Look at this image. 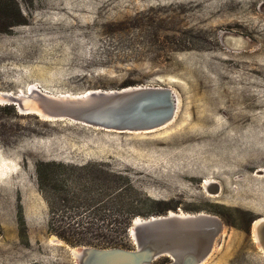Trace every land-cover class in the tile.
Instances as JSON below:
<instances>
[{
  "label": "rangeland",
  "instance_id": "obj_1",
  "mask_svg": "<svg viewBox=\"0 0 264 264\" xmlns=\"http://www.w3.org/2000/svg\"><path fill=\"white\" fill-rule=\"evenodd\" d=\"M17 1L25 22L0 32V93L162 85L175 107L157 127L119 131L0 101V264H76L69 246L103 247L65 242L49 217L94 220L99 228L68 232L123 235L122 247H134L129 223L125 234L109 224L127 203L139 211L130 219L218 216L198 264H264L250 231L264 216V0ZM114 171L126 177L119 196L107 181Z\"/></svg>",
  "mask_w": 264,
  "mask_h": 264
},
{
  "label": "water",
  "instance_id": "obj_2",
  "mask_svg": "<svg viewBox=\"0 0 264 264\" xmlns=\"http://www.w3.org/2000/svg\"><path fill=\"white\" fill-rule=\"evenodd\" d=\"M31 90L38 109L49 119L119 131L150 130L169 120L175 107L172 89L162 85L126 84L76 94ZM21 96L25 94L11 95L17 110ZM252 224L257 245L264 252V217L251 221V233ZM221 225L220 218L209 212L166 210L130 219L128 232L134 247L79 244L69 248H75L71 255L76 264H147L161 255L170 259L163 264H198L209 252Z\"/></svg>",
  "mask_w": 264,
  "mask_h": 264
},
{
  "label": "trees",
  "instance_id": "obj_3",
  "mask_svg": "<svg viewBox=\"0 0 264 264\" xmlns=\"http://www.w3.org/2000/svg\"><path fill=\"white\" fill-rule=\"evenodd\" d=\"M25 22V16L19 6V3L17 0H0V32H6L10 30L11 27L22 24ZM52 164V162H49ZM42 162H37L36 168L39 172V180L42 178L43 169H41ZM60 175H62V172H58ZM110 176L107 178L108 182H112L113 185V192L114 196H119L121 193L122 187L119 184L121 180L125 179L123 175H120L118 172H112L109 174ZM56 178V175L52 173L51 178ZM59 179V178H58ZM61 180V179H59ZM99 181V180H98ZM127 181V179H126ZM123 184V183H122ZM29 186H24V193H28ZM115 190V191H114ZM123 206H120L117 210L127 209L128 215H125L124 219L122 221H115L114 223L109 222V224L113 225L115 224L116 227L122 228V230L126 231V227L130 221L131 215H134L135 213H139L138 209L135 207L133 209L131 206V203H127L126 205L122 204ZM135 217V216H133ZM54 219L52 217L48 218L47 225L49 227V230L55 231L65 242H68L70 244H77V243H93L96 245H103V246H113V245H120V246H127L128 241H126L125 237L122 235V237H115V236H87L84 234H78L76 233H69V229H75L80 227H88V228H99L100 225L98 222H95L94 220H85V221H76L70 220V221H57L55 223ZM84 224V225H82Z\"/></svg>",
  "mask_w": 264,
  "mask_h": 264
},
{
  "label": "bare ground",
  "instance_id": "obj_4",
  "mask_svg": "<svg viewBox=\"0 0 264 264\" xmlns=\"http://www.w3.org/2000/svg\"><path fill=\"white\" fill-rule=\"evenodd\" d=\"M33 88V87H32ZM36 88V87H35ZM25 94V96H21L20 97V102H21V104L20 105H18V112L19 113H26L27 114V112H34V113H37V114H39L40 115V117L41 118H43V119H49V118H47L45 115H43L41 112H40V109H38V107H37V103H36V101H35V99H34V97H33V95H31V94H34V92L30 89L29 90V94H26V92L24 93ZM11 95H17V94H13V93H0V101L1 102H5V103H12V104H14L15 105V101H13V100H11ZM173 115V114H172ZM78 122V121H77ZM80 123H82V122H80ZM210 180L209 179H205V180H203V187L204 188H207L206 186H207V184H208V182H209ZM210 184V183H209ZM209 186V185H208ZM206 191H208V190H206ZM137 217V216H136ZM264 217V216H263ZM256 221H258L257 219L256 220H254V222L253 223H255ZM253 225L254 224H252V235H253V237H254V240H255V242H257V238H256V235H255V233H254V230H253ZM50 238H51V240H53V241H55V242H60V240H59V238H57V237H55V235H51L50 236ZM70 251L73 253V251H75V248L73 247V248H70Z\"/></svg>",
  "mask_w": 264,
  "mask_h": 264
}]
</instances>
